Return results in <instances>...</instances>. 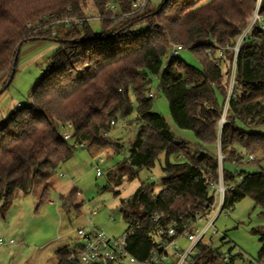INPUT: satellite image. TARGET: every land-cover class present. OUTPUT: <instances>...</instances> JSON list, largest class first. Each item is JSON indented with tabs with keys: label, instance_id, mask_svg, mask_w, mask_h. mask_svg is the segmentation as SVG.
Listing matches in <instances>:
<instances>
[{
	"label": "trees",
	"instance_id": "obj_1",
	"mask_svg": "<svg viewBox=\"0 0 264 264\" xmlns=\"http://www.w3.org/2000/svg\"><path fill=\"white\" fill-rule=\"evenodd\" d=\"M135 1L0 0V79L8 74L3 92L12 83L25 42L52 39L60 44L29 103L0 119V198L7 200L16 189L29 190L36 179L45 182L44 192L48 190L79 143L114 145L119 151L120 144L107 141V134L112 122L115 125L132 113L133 94L138 131L124 161L132 170L130 177L153 168L159 155L165 154L161 190L156 194L155 183L142 182L120 206L128 224V251L145 260L159 249L161 239H168L158 230L173 221L177 234L172 238H187L184 232L214 202L211 184L218 181L220 167L226 188L221 212L250 197L264 213V171L230 169L243 163L260 165L264 159V28L253 25L240 48L222 127L233 51L226 50L225 64L212 61L219 49L235 45L257 6L264 16V0H163L158 7L147 0L137 11L132 7ZM89 13L100 20L97 33L84 20L34 34L54 19L83 18ZM175 44L196 55L201 67L179 56L166 60ZM155 76L160 78L174 124L191 131L197 143L177 137L166 118L152 109L149 93ZM67 123L70 141L62 133ZM212 148L220 149L221 165ZM172 155L177 160L172 161ZM78 195L73 190L64 205L72 202L80 211L83 202L74 203ZM254 231L262 240L264 228ZM221 242H226L225 237ZM75 249H60L57 264H77ZM195 249L185 264H235L232 247L224 253L221 246L202 239ZM263 257L264 243L259 259Z\"/></svg>",
	"mask_w": 264,
	"mask_h": 264
},
{
	"label": "rangeland",
	"instance_id": "obj_2",
	"mask_svg": "<svg viewBox=\"0 0 264 264\" xmlns=\"http://www.w3.org/2000/svg\"><path fill=\"white\" fill-rule=\"evenodd\" d=\"M162 1L149 0L152 7H158ZM84 18L90 19L89 25L96 33L100 31L98 17L89 13ZM59 48L60 44L52 39L30 40L20 47L16 73L4 92L1 90L8 74L0 79V108L5 110L4 117L15 108L12 107L13 103H29L36 83L50 64V56ZM179 57L191 66L201 67L199 59L188 49L180 51ZM150 91L155 93L152 109L166 118L174 134L193 144L197 143L191 131L181 130L174 124L168 100L160 88L159 77L152 78ZM131 99L132 113L118 119L107 134V141L120 144L119 151L114 145L76 147L72 158L62 164L50 180L48 190L44 192L45 182L36 179L29 190L16 189L7 200L0 198V238L15 241L0 245V264H57L60 249L68 247L73 250L82 242L78 230L83 226L103 229L111 236L120 237L128 227L120 211L121 201L129 199L142 182L155 183L156 194L161 190L164 153L159 155L153 168L141 169L134 177H130L132 170L128 162L124 164L138 131L133 94ZM212 150L218 153V148ZM170 158L177 160L175 155ZM257 159H261V156ZM96 165L101 169L100 176L97 175ZM230 169L242 173L264 171V159L260 165L243 163L230 165ZM75 189L79 195L74 203L83 202L80 211L72 202L64 205V199ZM218 208L219 203L216 210L200 217L190 231L198 234ZM93 210L97 212L96 215L91 214ZM89 218L93 225L89 224ZM259 228H264L263 210L250 197H244L232 209L221 212L215 218L213 227L203 239L216 247L221 246L224 253L232 247L235 264H264V257L259 259L264 237L261 240V234L254 231ZM223 237L225 243L221 242ZM190 244L185 237L178 240L181 250L187 249ZM196 252L197 249L193 251L194 254Z\"/></svg>",
	"mask_w": 264,
	"mask_h": 264
},
{
	"label": "built area",
	"instance_id": "obj_3",
	"mask_svg": "<svg viewBox=\"0 0 264 264\" xmlns=\"http://www.w3.org/2000/svg\"><path fill=\"white\" fill-rule=\"evenodd\" d=\"M146 3L147 0H136L133 3L132 7L135 11H137L142 9L146 5ZM84 20L88 21L90 19L84 17H64L54 19L53 21H51L50 25L40 26L34 31V33H38L41 30L47 31V28L49 26H54V29H56L57 27H59L60 24L70 25L73 22H81ZM255 24H259L262 28H264V16L258 13V6L253 13L250 23L243 30L242 34L238 37L235 45L232 47L219 49L217 55L212 57V61L216 64H225L227 60L226 50L231 49L233 51V57L230 62V65L228 66V95L224 106L223 114L220 119V127H222L225 122V114L227 111L228 103L235 86L238 53L243 44V41L248 35V32L250 31L251 27ZM53 33L55 34V30L53 31ZM183 49L184 48L182 45H173L168 51L166 60L170 59L171 57L179 56L180 51H182ZM149 96L154 97L155 93L150 92ZM16 106L20 107L22 106V103L18 102ZM112 125H114V122H112ZM69 127L70 125L67 123V126L63 128L62 133L64 139L70 141L72 132ZM78 146L85 147V144L79 143ZM218 158L221 165L222 155L220 153V149H218ZM96 172L98 176L102 174L101 169L97 165ZM211 187L214 189V202L212 203L211 207L205 210L203 216L209 215L213 209L216 210L218 203L219 208L215 212L213 218L208 220L207 225L198 234H194L190 230H186L184 232V236H186L188 241L191 243L187 249L181 250L180 246L178 245V240L172 238L177 234L174 228V225L176 224L175 221H173L167 229L160 228L158 230L159 234H166L168 239H161L159 249L153 250L151 252V255L145 260L137 259L128 251V233L125 232L120 237H114L107 234L103 229L95 227L86 228V226H83L78 230L82 242L79 244V247L74 250L73 259L76 261L77 264H167L170 263L172 260L175 261V264L187 263L190 254H193L196 243L202 240L207 234V232L213 227L215 218L221 212L226 190L223 185L221 167L220 177L216 183L211 184ZM91 214L96 215L97 212L93 210ZM89 224L93 225L91 218H89ZM6 242L14 243L15 241L13 239L5 241L3 238H0V245L5 244Z\"/></svg>",
	"mask_w": 264,
	"mask_h": 264
},
{
	"label": "crops",
	"instance_id": "obj_4",
	"mask_svg": "<svg viewBox=\"0 0 264 264\" xmlns=\"http://www.w3.org/2000/svg\"><path fill=\"white\" fill-rule=\"evenodd\" d=\"M0 104H1V103H0ZM14 106L16 107V105H14V103H13L12 107H14ZM13 109H14V108H13ZM13 109H12V110H13ZM4 115H6V114H5V110L2 109V108H0V119L3 118ZM14 243H15V242H14Z\"/></svg>",
	"mask_w": 264,
	"mask_h": 264
},
{
	"label": "water",
	"instance_id": "obj_5",
	"mask_svg": "<svg viewBox=\"0 0 264 264\" xmlns=\"http://www.w3.org/2000/svg\"><path fill=\"white\" fill-rule=\"evenodd\" d=\"M16 59H17V56H16ZM13 77H14V71H13V73L11 74V79L9 80V83L11 82V80L13 79ZM9 83H8V84H9ZM1 91H3V89H2Z\"/></svg>",
	"mask_w": 264,
	"mask_h": 264
}]
</instances>
